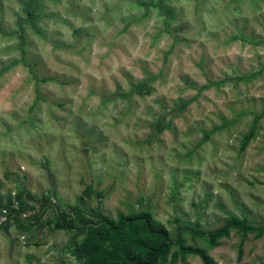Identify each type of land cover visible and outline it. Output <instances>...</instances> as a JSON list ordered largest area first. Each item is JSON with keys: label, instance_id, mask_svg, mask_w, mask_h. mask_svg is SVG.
Listing matches in <instances>:
<instances>
[{"label": "rangeland", "instance_id": "1", "mask_svg": "<svg viewBox=\"0 0 264 264\" xmlns=\"http://www.w3.org/2000/svg\"><path fill=\"white\" fill-rule=\"evenodd\" d=\"M140 1L44 0L24 62L0 33V206L22 208L0 226V264H81L60 214L148 210L171 238L229 215L264 226V0H165L169 16ZM22 15L20 0H0L2 29ZM117 65L113 86L90 75ZM182 235L215 264H264V229H232L216 247Z\"/></svg>", "mask_w": 264, "mask_h": 264}, {"label": "trees", "instance_id": "2", "mask_svg": "<svg viewBox=\"0 0 264 264\" xmlns=\"http://www.w3.org/2000/svg\"><path fill=\"white\" fill-rule=\"evenodd\" d=\"M44 0H20L22 16L15 20V29L5 31L0 25V33L12 35L17 39V48L20 51V59L24 62L26 25L38 35L42 34L39 21L43 14ZM165 0L140 1L139 4L145 8V13L150 7H157L160 12L169 16V12L164 11ZM16 60L15 62H18ZM148 88V82L143 81L134 86L139 92ZM40 97L37 95L31 108L35 106ZM260 118L255 115L250 125L249 131L244 136L242 146L254 136L256 122ZM205 137H208L206 133ZM10 204V200L7 205ZM22 208H20L21 210ZM78 211V209H76ZM95 220H83L80 223L64 221L63 215L59 217L58 226L61 229L73 230L74 239L70 245V253L75 260L81 264H177L184 261L186 255L191 254L199 257L204 264H215L207 250L201 247L188 245L185 243L183 231L188 230L194 236H205L209 246L216 247L219 240L229 237L232 229L243 234L261 233L264 226H255L247 222L246 218H239L229 215L224 223L208 231H199L191 227L178 225L177 233L171 238L167 228L162 227V223L157 221L148 210L137 212L118 213L115 218L97 211ZM26 225L19 221L22 230L28 229ZM83 235L79 240L77 237ZM175 246L174 249L172 247ZM242 247L239 244L238 257L241 256Z\"/></svg>", "mask_w": 264, "mask_h": 264}, {"label": "clouds", "instance_id": "3", "mask_svg": "<svg viewBox=\"0 0 264 264\" xmlns=\"http://www.w3.org/2000/svg\"><path fill=\"white\" fill-rule=\"evenodd\" d=\"M119 70H121L119 65H117V66H111V71H107L106 73H104L102 75H95V74H90V75H93L96 78L97 81L107 80L108 83H109V85L110 86H113L111 84V82L113 81V78L114 77L116 79H119L120 78L119 77ZM113 115H116V113L113 112ZM183 131L186 132L187 129H183ZM181 137H186V136H183L182 135ZM121 144H122V146L126 147V145H123V142H121ZM113 190H115V189L114 188H111V189L108 190V192L111 193ZM161 209H162V205L157 204L156 205V210L159 212V211H161ZM170 213H171V210L169 209V215H165L164 216V221L165 222H167L170 219ZM162 227L163 228H166L167 227V224L166 223L162 224Z\"/></svg>", "mask_w": 264, "mask_h": 264}, {"label": "built area", "instance_id": "4", "mask_svg": "<svg viewBox=\"0 0 264 264\" xmlns=\"http://www.w3.org/2000/svg\"><path fill=\"white\" fill-rule=\"evenodd\" d=\"M20 208V204L15 199H11L9 205L0 206V226L8 223L10 221V218L18 215L20 212ZM20 241H22V243H25L24 236H21Z\"/></svg>", "mask_w": 264, "mask_h": 264}, {"label": "crops", "instance_id": "5", "mask_svg": "<svg viewBox=\"0 0 264 264\" xmlns=\"http://www.w3.org/2000/svg\"><path fill=\"white\" fill-rule=\"evenodd\" d=\"M22 235H23V233H21ZM23 236H25V235H23Z\"/></svg>", "mask_w": 264, "mask_h": 264}]
</instances>
